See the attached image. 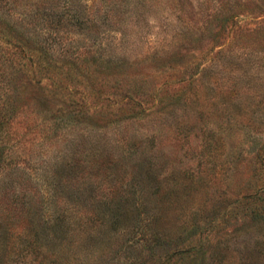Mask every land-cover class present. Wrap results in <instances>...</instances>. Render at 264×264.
Segmentation results:
<instances>
[{"label": "rangeland", "instance_id": "374dc122", "mask_svg": "<svg viewBox=\"0 0 264 264\" xmlns=\"http://www.w3.org/2000/svg\"><path fill=\"white\" fill-rule=\"evenodd\" d=\"M215 1L133 0L52 36L22 79L0 24V108L19 107L0 132V200L21 186L69 224L118 202L139 219L63 264H264V0Z\"/></svg>", "mask_w": 264, "mask_h": 264}, {"label": "trees", "instance_id": "16d2710c", "mask_svg": "<svg viewBox=\"0 0 264 264\" xmlns=\"http://www.w3.org/2000/svg\"><path fill=\"white\" fill-rule=\"evenodd\" d=\"M81 1L0 0V24L15 35L14 47L19 57L15 71L21 79L25 72L34 66L31 54L35 53L41 58L51 51H55L49 44L52 36L56 37L59 33H71L79 36V33L84 29L89 30L92 25L110 20L111 11L123 13L133 6V0H89L90 4H88V0H85L84 4H81ZM212 1L210 0V2ZM214 4V7H218L219 0ZM86 10H90L93 15L89 16ZM223 13L220 9L216 14L224 17ZM232 19V16L223 19V24L219 29L224 30L226 23ZM71 25H74L73 30H71ZM108 30L107 33L115 31ZM31 36L35 42L29 38ZM50 57L53 59L51 55ZM53 67L56 68L54 62ZM2 76L5 77L4 83L8 85L7 73L3 72ZM27 78L30 79V77ZM18 109L19 107H14L10 111L8 103L2 104L0 132L3 127H7ZM0 155L1 167V165L4 166L3 164L6 165L7 158L4 151ZM3 179L0 180L2 187L0 198L11 196V193L5 190L6 187L11 186L3 183L7 180ZM65 185L67 187V184ZM60 188L64 187L61 185ZM17 190L18 188L13 191V202L9 199L8 201L0 200V264H13L19 257L20 259L29 257L30 262L36 264H63L64 257L77 248L78 241H92L93 243L109 241L110 243L112 238L114 240V236L123 229L122 227L135 228L139 222V219L135 220L136 217L130 221L125 219L127 215L124 212L127 208L118 202L101 205V208L91 212V218H84L81 221L80 219L75 220L73 217L71 220L75 222L69 224L63 217L65 212L63 208H57L54 212H50V208L48 209L46 205L40 207L36 206L35 201H24V197L28 195L26 188L20 186V190L18 192ZM15 203L18 206H14ZM140 207L134 202L130 212L138 216L142 211ZM75 231L82 234L83 238L76 239ZM95 246L96 244H94ZM85 249L91 251L89 248ZM107 249L109 250L106 253H110L114 248L109 245ZM115 259L116 256L113 257V260Z\"/></svg>", "mask_w": 264, "mask_h": 264}]
</instances>
